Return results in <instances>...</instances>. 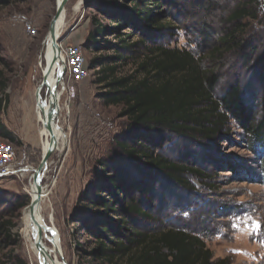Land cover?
<instances>
[{
	"label": "trees",
	"instance_id": "trees-1",
	"mask_svg": "<svg viewBox=\"0 0 264 264\" xmlns=\"http://www.w3.org/2000/svg\"><path fill=\"white\" fill-rule=\"evenodd\" d=\"M206 2L196 7L200 14L195 18H203L214 6ZM164 3L166 0H106L103 6L95 5L106 22L93 17L88 39L93 46L104 42L115 54L105 60L92 58L88 67H99L96 82L101 85L103 104L118 106L119 116L127 119L122 135L115 138L116 148L129 161L140 164L145 173L160 177L188 196L172 194L169 189H162L164 195L158 193L160 189L146 190L136 177L109 174L108 166L103 165L102 188L91 196L84 193L94 207L85 226L92 247L84 254L91 264H229L226 257L213 258L204 236L195 228L167 215L169 210L188 214L192 207L188 201L195 193L193 179L208 182L215 172L213 162L207 161L206 167L203 157L191 162L182 154L171 156L167 151L171 141L218 147L223 141L234 142L230 136L236 127L241 141L258 160L260 176L247 168L239 170L237 164L220 163L245 181L264 184V39L258 35L264 31L251 29L253 21L260 23L264 18V1L236 0L218 14L211 11L204 20L212 23L198 30L194 49L165 43L175 27ZM109 34L115 43L105 40ZM130 59L135 63L127 73L118 74L111 62ZM239 70L247 75H234L222 87L225 73ZM4 89L0 80V112L7 103ZM0 134L12 145L21 144L2 123ZM185 198L188 200L183 201ZM15 227V222H0L3 238H10Z\"/></svg>",
	"mask_w": 264,
	"mask_h": 264
},
{
	"label": "rangeland",
	"instance_id": "rangeland-1",
	"mask_svg": "<svg viewBox=\"0 0 264 264\" xmlns=\"http://www.w3.org/2000/svg\"><path fill=\"white\" fill-rule=\"evenodd\" d=\"M202 2L166 0L163 8L171 13L175 30L165 43L194 49L199 40L198 30L212 23V20L204 19L213 10L218 14L228 9L236 0H207L206 3H214V6L209 12L205 11L203 18L197 19L195 16L199 12L196 7ZM105 4L106 0H67L64 4L65 25L60 30L57 44L81 45L87 66L92 58L105 60L115 54L104 42L93 46L88 39V33L94 25L93 17L100 23L106 22L94 6ZM56 5L57 0H8L7 3H0V80L5 83L7 100L6 107L0 112V123L21 141L20 145L13 143L20 170L18 176L0 178V222L8 220L16 223L8 239L3 238L0 230V264H11L13 261L39 264L26 249L20 232V218L22 210L30 201L26 189L42 157L39 133L43 124L36 120L37 111L41 115H48L53 107L52 94H48L45 87L39 92V87L43 78L46 37ZM78 5L79 9L74 11ZM260 20V23H251L253 32L264 31V18ZM25 23L36 29L34 36L28 35ZM258 35L264 39V33ZM105 40L116 42L110 34L105 36ZM111 62L116 64L119 74L131 71L135 60ZM88 69V77L66 89L58 101L54 118L62 127L68 143L65 148L61 140L55 144L41 180L45 189L51 192L48 199H42L40 211L42 216L47 217L44 221L54 242L49 241L48 244L63 264H91L84 254L92 247L89 245L92 238L88 236L85 226L90 221L94 207L84 198V193L91 196V192L102 188L103 165L108 166L109 174L120 172L132 180L136 177L141 180L137 181L142 183L141 188L146 190H161L158 193L164 195L162 189H169L172 194L188 196V192L173 187L160 180V177L154 174L151 177L140 164L129 161L116 148L115 138L122 135L127 119L119 116L118 106L104 105L99 97L101 85L96 82L99 67ZM225 75L220 83L222 87L234 75L245 77L247 71H227ZM70 92L73 97L68 100ZM238 131L233 127L230 137L234 142L223 141L218 147L206 148L182 140L167 144L171 156L184 155L183 158L191 162L204 158L206 167L207 161L211 160V168L215 171L209 183L193 179L195 193L189 198L192 207L188 214L169 210L167 215L181 218L185 226L195 228L204 236L214 259L226 257L229 264H264V184L245 181L239 173L226 171L220 163L237 164L239 170L247 168L260 176L258 160L241 141ZM4 141L0 134V142ZM217 164L219 167L215 166ZM165 197L176 202L175 197ZM187 200L185 198L183 201ZM154 211H157L156 206ZM165 217L166 213H163V219ZM257 223L259 228L255 227Z\"/></svg>",
	"mask_w": 264,
	"mask_h": 264
},
{
	"label": "bare ground",
	"instance_id": "bare-ground-1",
	"mask_svg": "<svg viewBox=\"0 0 264 264\" xmlns=\"http://www.w3.org/2000/svg\"><path fill=\"white\" fill-rule=\"evenodd\" d=\"M62 0H57L56 7L61 3ZM79 5L74 8V11L79 9ZM66 18V8L63 5L60 15L57 17V20L54 24V37H52L48 31V35L46 37V46L44 43V53H43V61L44 67H42V74L46 72V69L51 63L50 70L45 75V89L48 88L47 93L52 94L53 96V107L46 115H41L39 111H37L36 120L41 123L42 129L40 131L41 141V154L43 155L48 147L54 149L55 144L61 140V145L63 148L66 147L68 141L64 135L62 127L56 122L54 118V114L58 108V101L62 95V90L58 89L57 82L55 80L54 69L58 64V56H59V46L57 44V40L60 37V30L65 25ZM57 50V52H56ZM46 52V54H45ZM54 58V61H53ZM49 96V95H48ZM37 102H39V96L37 97ZM40 106H38L39 108ZM53 137V143H51V135ZM42 158V157H41ZM47 163L43 166V168L39 171V177L34 182L32 179L26 189L30 197L29 204L25 206L22 210L21 218H20V232L26 244V249L29 255L32 257H36L39 264H63L57 258L55 251L52 246L48 244L50 241L53 242V239L49 234V227L46 225L45 221L47 219L46 215L42 216L41 211V202L42 199H48L50 197V190L45 189V187L41 184V180L44 177L46 172ZM41 186V196H38V187ZM31 201L36 202L34 205H30ZM48 212L46 211V214ZM65 264V263H64Z\"/></svg>",
	"mask_w": 264,
	"mask_h": 264
},
{
	"label": "built area",
	"instance_id": "built-area-1",
	"mask_svg": "<svg viewBox=\"0 0 264 264\" xmlns=\"http://www.w3.org/2000/svg\"><path fill=\"white\" fill-rule=\"evenodd\" d=\"M29 36L36 34V29L29 23L24 25ZM58 64L54 69L53 76L58 84V89L62 93L70 89L74 84L85 80L89 75V69L82 51V46L78 44L59 43ZM73 97L70 92L68 100ZM20 170L16 162L15 147L7 142H0V178L18 176Z\"/></svg>",
	"mask_w": 264,
	"mask_h": 264
},
{
	"label": "water",
	"instance_id": "water-1",
	"mask_svg": "<svg viewBox=\"0 0 264 264\" xmlns=\"http://www.w3.org/2000/svg\"><path fill=\"white\" fill-rule=\"evenodd\" d=\"M66 1H67V0H62L61 3L57 6V8H56V12H55V14H54V16H53V18H52V20H51V22H50V25H49L48 31H49V33H50V35H51L52 37H54V24H55V22H56V20H57V17L60 15V12H61V10H62V7H63V5L66 3ZM56 52H57V50H56ZM53 61H54V58H53ZM50 68H51V63H50V65L48 66V68L46 69V72H45L44 75H43L42 82H41V85H40V87H39V92L41 91L42 87H44V85H45V81H46V80H45V75H46V73L50 70ZM53 72H54V71H53ZM56 82H57V81H56ZM57 87H58V84H57ZM46 91H48V88H47V87H46ZM53 137H54V135L52 134V135H51V141H50L51 143H53ZM52 151H53L52 146H51V147H48L47 150L45 151V153L42 155V158H41L40 164L38 165V167H37L36 169H34L33 174H32V180H33L34 182H35L36 179L39 177V171H40V170L43 168V166L47 163V160H48V158L50 157ZM37 190H38V196H41V191H42L41 186H39ZM35 203H36V202L31 201L30 205H34Z\"/></svg>",
	"mask_w": 264,
	"mask_h": 264
},
{
	"label": "snow or ice",
	"instance_id": "snow-or-ice-1",
	"mask_svg": "<svg viewBox=\"0 0 264 264\" xmlns=\"http://www.w3.org/2000/svg\"><path fill=\"white\" fill-rule=\"evenodd\" d=\"M255 227H256V228H259V224L257 223V224L255 225Z\"/></svg>",
	"mask_w": 264,
	"mask_h": 264
}]
</instances>
